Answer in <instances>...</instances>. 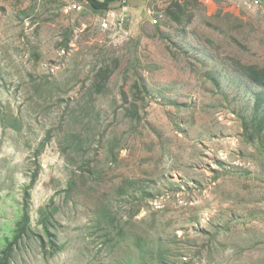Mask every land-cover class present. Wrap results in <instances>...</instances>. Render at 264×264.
<instances>
[{
    "label": "rangeland",
    "instance_id": "374dc122",
    "mask_svg": "<svg viewBox=\"0 0 264 264\" xmlns=\"http://www.w3.org/2000/svg\"><path fill=\"white\" fill-rule=\"evenodd\" d=\"M73 4L0 0V264H264V0Z\"/></svg>",
    "mask_w": 264,
    "mask_h": 264
},
{
    "label": "crops",
    "instance_id": "0c3cea01",
    "mask_svg": "<svg viewBox=\"0 0 264 264\" xmlns=\"http://www.w3.org/2000/svg\"><path fill=\"white\" fill-rule=\"evenodd\" d=\"M152 0H72L74 4H79L90 9L96 14L135 11L145 8Z\"/></svg>",
    "mask_w": 264,
    "mask_h": 264
},
{
    "label": "trees",
    "instance_id": "16d2710c",
    "mask_svg": "<svg viewBox=\"0 0 264 264\" xmlns=\"http://www.w3.org/2000/svg\"><path fill=\"white\" fill-rule=\"evenodd\" d=\"M29 194V192H27ZM29 223L28 214L25 215L24 220L19 225V229L17 230V235L15 237V241L11 243L7 248V253L10 254L13 251L14 246L19 242V240L23 239L26 236V230H23V225L26 226Z\"/></svg>",
    "mask_w": 264,
    "mask_h": 264
},
{
    "label": "built area",
    "instance_id": "2783aa9c",
    "mask_svg": "<svg viewBox=\"0 0 264 264\" xmlns=\"http://www.w3.org/2000/svg\"><path fill=\"white\" fill-rule=\"evenodd\" d=\"M83 9H84V7L79 5V4H73L72 7L70 8V10L75 11V12H82V11H84ZM116 14H117V12H110L109 16L115 17Z\"/></svg>",
    "mask_w": 264,
    "mask_h": 264
}]
</instances>
